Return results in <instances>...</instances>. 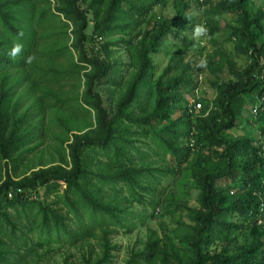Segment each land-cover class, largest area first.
I'll use <instances>...</instances> for the list:
<instances>
[{"label":"trees","instance_id":"16d2710c","mask_svg":"<svg viewBox=\"0 0 264 264\" xmlns=\"http://www.w3.org/2000/svg\"><path fill=\"white\" fill-rule=\"evenodd\" d=\"M258 1L0 0V264H264Z\"/></svg>","mask_w":264,"mask_h":264},{"label":"rangeland","instance_id":"374dc122","mask_svg":"<svg viewBox=\"0 0 264 264\" xmlns=\"http://www.w3.org/2000/svg\"><path fill=\"white\" fill-rule=\"evenodd\" d=\"M261 2L263 1H258V4H261ZM232 21V17H229L227 19V22ZM200 35V33L194 35V38L197 42H200ZM122 36V34L117 36L114 34H110L107 39L108 41H113L115 39L121 38ZM201 46L206 47V49H211L209 42L206 40L202 42ZM229 47L231 48V45ZM176 51L177 49L165 47V54L168 55V59H170ZM246 61V58L243 57L237 59V62L240 66L246 65ZM102 88L103 87H101V92L103 95H105ZM197 93L198 97H207L212 99L214 96V91L207 86H201V89L198 90ZM194 196L196 195L194 194ZM191 205H197V201L194 199V197L192 199ZM145 212V216H147V218H145V225H143L142 221H139L137 222L136 227L131 234H127L124 231H120L118 236L112 238L113 243L118 245V250L113 252L114 258L111 264H127L132 254H138L143 252L148 239V235L150 234V230H154L161 235L164 229H167V231L172 232L174 229L177 228V225L174 223L175 220L173 219V217H160L161 213L157 212L158 219L154 221L151 220V210L148 209ZM56 261H61V258L57 257Z\"/></svg>","mask_w":264,"mask_h":264},{"label":"clouds","instance_id":"9594fccd","mask_svg":"<svg viewBox=\"0 0 264 264\" xmlns=\"http://www.w3.org/2000/svg\"><path fill=\"white\" fill-rule=\"evenodd\" d=\"M197 33L199 34L200 32L204 31L202 28H197L196 29ZM20 51V47L16 46L13 51H12V55H15L16 53H18Z\"/></svg>","mask_w":264,"mask_h":264}]
</instances>
